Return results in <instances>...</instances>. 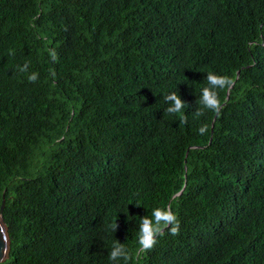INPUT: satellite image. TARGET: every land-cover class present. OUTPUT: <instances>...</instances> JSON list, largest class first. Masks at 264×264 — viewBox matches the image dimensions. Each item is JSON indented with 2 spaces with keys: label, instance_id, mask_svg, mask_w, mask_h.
<instances>
[{
  "label": "trees",
  "instance_id": "trees-1",
  "mask_svg": "<svg viewBox=\"0 0 264 264\" xmlns=\"http://www.w3.org/2000/svg\"><path fill=\"white\" fill-rule=\"evenodd\" d=\"M262 20L264 0H0V264H114L116 241L115 264H264V58L249 89H217L213 133L215 112L194 115ZM154 208L179 232L141 252Z\"/></svg>",
  "mask_w": 264,
  "mask_h": 264
},
{
  "label": "clouds",
  "instance_id": "clouds-1",
  "mask_svg": "<svg viewBox=\"0 0 264 264\" xmlns=\"http://www.w3.org/2000/svg\"><path fill=\"white\" fill-rule=\"evenodd\" d=\"M255 32L258 33V39H244L226 45V48L228 49L226 50L227 54L229 56L235 57L240 62L239 68H237L236 71H231L229 69L226 71V74L221 73L222 76L217 75L213 72L207 73V86L202 88L199 99V104L202 105V108H197L194 112V115L197 117L203 115L204 109H208L215 112L213 122L211 124L212 133L214 131V122L216 120L217 114H219L223 105L225 104L224 102H221L217 89L226 90L225 100L230 98L231 91L234 89V87H238L239 89H249L244 84L236 83L240 77L244 76L243 70L245 68L249 69L254 67L259 61L264 58V20L258 23V30ZM243 48L246 50V54L243 52ZM51 57L53 60L56 59V54L54 50L51 52ZM27 68L28 64L25 63V65L21 68V71H25L27 70ZM230 75H233L234 77ZM37 78L38 77L36 73H33L29 76V80L32 82H35ZM164 100L169 105L165 109L166 113H182V110L185 106V102L180 98L177 92H171L169 94H166L164 96ZM186 119V116H182V120L184 122H186ZM198 131L201 135L206 134L207 126H201ZM195 147L197 146L192 145L190 148ZM190 148L187 149L188 153ZM183 190L184 188L175 195L181 194ZM110 227L113 231H116L118 225L117 223H115L114 225H110ZM164 228H169L171 234L173 235H176L179 232V222L177 220L176 215L170 209L154 208L151 212V216L146 215L142 217L140 219L137 237L140 251L144 252L151 250L157 243V237L163 235ZM73 251L75 253L78 252L76 250ZM109 259L113 261L114 264L116 261H119L121 259L127 261L129 259V252L125 248L124 244L120 243L119 241H116L109 252Z\"/></svg>",
  "mask_w": 264,
  "mask_h": 264
},
{
  "label": "water",
  "instance_id": "water-1",
  "mask_svg": "<svg viewBox=\"0 0 264 264\" xmlns=\"http://www.w3.org/2000/svg\"><path fill=\"white\" fill-rule=\"evenodd\" d=\"M4 208L5 200L3 199L0 207V262H3L8 258L11 248V239L8 227L3 218Z\"/></svg>",
  "mask_w": 264,
  "mask_h": 264
}]
</instances>
